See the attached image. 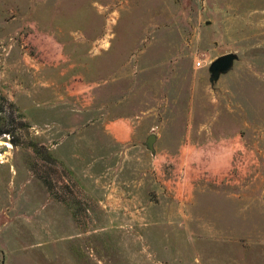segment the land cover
I'll return each mask as SVG.
<instances>
[{
  "label": "rangeland",
  "instance_id": "rangeland-1",
  "mask_svg": "<svg viewBox=\"0 0 264 264\" xmlns=\"http://www.w3.org/2000/svg\"><path fill=\"white\" fill-rule=\"evenodd\" d=\"M0 95V264H264V0H0Z\"/></svg>",
  "mask_w": 264,
  "mask_h": 264
},
{
  "label": "water",
  "instance_id": "water-1",
  "mask_svg": "<svg viewBox=\"0 0 264 264\" xmlns=\"http://www.w3.org/2000/svg\"><path fill=\"white\" fill-rule=\"evenodd\" d=\"M237 60H238V55L235 53L225 54L217 58L210 66L211 83L215 84L222 75H226L230 73L233 70L235 62ZM156 141H157V136L153 134L150 135L145 142L146 147L152 153H155L154 145Z\"/></svg>",
  "mask_w": 264,
  "mask_h": 264
},
{
  "label": "crops",
  "instance_id": "crops-1",
  "mask_svg": "<svg viewBox=\"0 0 264 264\" xmlns=\"http://www.w3.org/2000/svg\"><path fill=\"white\" fill-rule=\"evenodd\" d=\"M123 127L124 128L121 129V128H114L112 125H107L106 130L117 143H127L136 138L137 133L134 124L128 121H124ZM189 149L190 148L188 146H182L180 149V153L184 154V152H186Z\"/></svg>",
  "mask_w": 264,
  "mask_h": 264
},
{
  "label": "trees",
  "instance_id": "trees-1",
  "mask_svg": "<svg viewBox=\"0 0 264 264\" xmlns=\"http://www.w3.org/2000/svg\"><path fill=\"white\" fill-rule=\"evenodd\" d=\"M0 100H2V102H5V98H3L1 95H0ZM0 124H1V120H0ZM4 135H12V133L6 129L5 127H1L0 126V137L4 136ZM14 143V142H12Z\"/></svg>",
  "mask_w": 264,
  "mask_h": 264
},
{
  "label": "built area",
  "instance_id": "built-area-1",
  "mask_svg": "<svg viewBox=\"0 0 264 264\" xmlns=\"http://www.w3.org/2000/svg\"><path fill=\"white\" fill-rule=\"evenodd\" d=\"M201 64H202V63L199 61V62L197 63V66L200 67V66H202Z\"/></svg>",
  "mask_w": 264,
  "mask_h": 264
},
{
  "label": "bare ground",
  "instance_id": "bare-ground-1",
  "mask_svg": "<svg viewBox=\"0 0 264 264\" xmlns=\"http://www.w3.org/2000/svg\"><path fill=\"white\" fill-rule=\"evenodd\" d=\"M10 146V145H9ZM2 157V154H0V158Z\"/></svg>",
  "mask_w": 264,
  "mask_h": 264
}]
</instances>
